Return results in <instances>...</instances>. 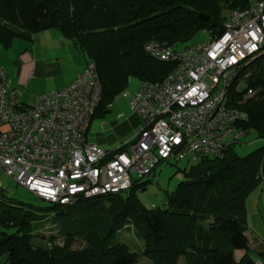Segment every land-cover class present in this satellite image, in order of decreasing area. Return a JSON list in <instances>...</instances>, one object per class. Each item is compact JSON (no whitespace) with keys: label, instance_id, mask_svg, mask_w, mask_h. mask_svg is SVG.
Here are the masks:
<instances>
[{"label":"trees","instance_id":"1","mask_svg":"<svg viewBox=\"0 0 264 264\" xmlns=\"http://www.w3.org/2000/svg\"><path fill=\"white\" fill-rule=\"evenodd\" d=\"M246 0H0V46L17 37L57 29L95 62L101 87L92 118L103 117L130 77L160 81L173 62L152 57L145 44L184 48L198 31L222 27L225 12ZM206 15V19L200 16ZM245 85L229 91L248 114L242 124L264 140V54L241 70ZM247 88L255 94L243 98ZM155 175V174H154ZM153 175V176H154ZM162 206L146 207L138 191L78 199L70 205L37 206L0 188V262L3 264H256L246 236V199L264 180V144L244 156L232 146L221 157L200 156ZM47 223L55 232L44 235ZM131 227L142 249L131 251L118 236ZM7 230H12L8 232ZM80 245V248H74ZM236 251L242 257L234 258ZM259 257H264V244Z\"/></svg>","mask_w":264,"mask_h":264},{"label":"built area","instance_id":"2","mask_svg":"<svg viewBox=\"0 0 264 264\" xmlns=\"http://www.w3.org/2000/svg\"><path fill=\"white\" fill-rule=\"evenodd\" d=\"M246 1L229 12L221 33L204 30L203 43L145 44L152 57L175 66L160 81H141L129 100L141 128L114 149L86 140L101 92L93 60L68 85L28 103L8 92L0 66V171L40 199L70 205L124 193L172 159L223 156L248 132V114L229 91L237 80L240 90L241 70L264 54V0ZM253 94L247 88L242 97Z\"/></svg>","mask_w":264,"mask_h":264},{"label":"rangeland","instance_id":"3","mask_svg":"<svg viewBox=\"0 0 264 264\" xmlns=\"http://www.w3.org/2000/svg\"><path fill=\"white\" fill-rule=\"evenodd\" d=\"M229 12H225V15L227 16ZM207 39V34L204 30L198 31L192 38H190L186 43L187 46H191L194 44H200L203 43ZM181 49V48H179ZM4 50V49H2ZM248 73L244 74L243 76L240 75L239 77L241 79H246ZM141 81L136 77H130L128 85L126 89L117 95L111 104L109 105V112L107 113L106 117L103 118V121H110L111 123L116 124L117 131H121L125 129V127H131V120H127L129 116H133V118L137 121V125L133 126V128L124 136H122L121 142L129 139L132 137L140 128L141 123L139 122V119L133 115V112L129 105V100L131 99L133 93L137 90L139 87ZM245 83L241 82V86H244ZM137 118V119H136ZM101 119L94 118L90 129L88 132V138L87 140L91 143L95 139V132L100 129V122ZM112 133H114V130L112 129ZM120 142L117 140L113 142L112 144H108L107 146H99L100 148L104 149H114L119 145ZM264 144V140L261 138H258L256 133L252 130L248 131L247 134H245L239 143L232 146V150L235 151V154L238 156H244L253 151L254 149L261 147ZM198 157L191 158L190 156H186L185 159L175 161L174 159L170 160L169 162H164L160 165H158L155 169V175L151 176L152 181L147 183L146 188L144 190L138 191V196L140 201L143 205L146 207H157L162 206L164 201V194L166 191H173L176 187V185L185 178L184 170H189L192 165H194L196 162H198ZM149 179V177H144L142 181ZM0 181L2 182L3 188H5L6 193L8 196H11L12 198L33 203L37 206H48L52 203L45 201L43 199H40L37 197L34 193L29 191L26 187L20 185L12 176L7 175L6 173L0 171ZM262 190H264V183L262 182L260 186H258L256 189H254L247 200V206H248V219H247V225H248V236L249 239L252 241V237L256 234H260L261 238H264V224L262 220V213H257L255 211V204L256 200L258 199L259 194H261ZM264 197V195H263ZM264 218V213H263ZM8 232H12V230H7ZM55 227L51 223H47L42 233L44 235H49L53 232H55ZM1 232V227H0ZM118 240L130 248L131 251H140L142 249V242L139 241L133 234L131 227H126L124 230H122L118 236ZM74 248L78 249L80 248V245H75ZM253 248V246L251 247ZM241 251H237L234 254V258L238 261L240 257L242 256ZM257 251L251 249L250 256L253 260L257 261L258 259L264 263V260H262V257L257 256ZM5 261V258L3 261L0 262V264H3ZM138 264H149V261L146 258H141L138 262ZM178 264H183L182 259L178 261Z\"/></svg>","mask_w":264,"mask_h":264},{"label":"crops","instance_id":"4","mask_svg":"<svg viewBox=\"0 0 264 264\" xmlns=\"http://www.w3.org/2000/svg\"><path fill=\"white\" fill-rule=\"evenodd\" d=\"M86 62L87 59L74 42L62 36L54 28L35 32L29 38L17 37L9 48L0 46V66L8 77L7 90L9 93L14 92L21 101L26 103L30 102L37 94L49 92L71 83L85 69ZM107 113L101 118L94 117L101 119V123L100 129L95 132V140L91 143L102 147L112 144L116 140L121 143L122 136L128 133L133 126L137 125V121L133 116H129L127 120H131L132 126H127L125 129L117 131V126L111 123V119L109 122L103 121ZM94 118H91L89 123L86 140ZM112 129L114 133H112ZM262 182L264 183V180ZM263 195L264 190L257 195L258 199L254 207L257 213H262L264 224ZM247 200L248 198L246 199V223L249 213ZM246 236L249 240L250 250H256L258 256L261 251V245L263 246L264 244V238H261L260 234H256L251 241L248 236V225ZM252 246L253 248H251ZM241 255H243V252ZM262 260H264V257H262Z\"/></svg>","mask_w":264,"mask_h":264},{"label":"water","instance_id":"5","mask_svg":"<svg viewBox=\"0 0 264 264\" xmlns=\"http://www.w3.org/2000/svg\"><path fill=\"white\" fill-rule=\"evenodd\" d=\"M200 16H201L202 18H204V19H206V17H207L206 15H202V14H200ZM221 31H222L221 28H219V29H218V33H221Z\"/></svg>","mask_w":264,"mask_h":264}]
</instances>
